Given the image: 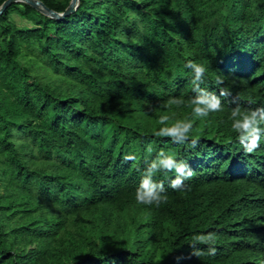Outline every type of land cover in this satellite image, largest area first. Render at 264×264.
<instances>
[{"label":"trees","instance_id":"obj_1","mask_svg":"<svg viewBox=\"0 0 264 264\" xmlns=\"http://www.w3.org/2000/svg\"><path fill=\"white\" fill-rule=\"evenodd\" d=\"M42 1L63 13L72 0ZM188 60L206 66L201 87L226 92L222 110L191 115ZM235 106H264V0H80L63 20L10 5L0 15V264H256L264 138L243 150ZM161 116L193 119L188 138L157 136ZM160 149L192 176L173 189L162 171L166 198L139 203L134 189ZM208 232L216 251L196 241L194 255V236Z\"/></svg>","mask_w":264,"mask_h":264},{"label":"clouds","instance_id":"obj_2","mask_svg":"<svg viewBox=\"0 0 264 264\" xmlns=\"http://www.w3.org/2000/svg\"><path fill=\"white\" fill-rule=\"evenodd\" d=\"M135 15V13H133ZM185 67L191 72L192 91L194 95L188 98L187 103L191 107V115L207 117L210 112L222 110L224 105L221 98L226 92L221 89L219 94L208 88L201 87L206 74V66L194 60L186 61ZM217 78V83H220ZM175 103L184 102L183 99H177ZM161 126L155 130L157 136H167L173 143H182L187 138L193 127V119H177L172 122L169 117L161 116ZM231 127L235 130L243 150L251 152L257 146V142L264 138V106H257L253 109H241L235 106L230 111ZM195 143V141H193ZM169 171L173 173L168 178L169 187L173 189L181 188L185 179L192 176V168L184 158H178L175 152L160 149L153 158L147 161L142 169V174L134 189L135 199L142 204H159L166 198L164 182L158 179L159 173ZM201 241L208 245L207 251L214 253L216 248V236L212 232L207 234H197L194 236L191 244L192 253L196 256L201 255V249L195 247V242ZM256 264H264V258H258Z\"/></svg>","mask_w":264,"mask_h":264},{"label":"water","instance_id":"obj_3","mask_svg":"<svg viewBox=\"0 0 264 264\" xmlns=\"http://www.w3.org/2000/svg\"><path fill=\"white\" fill-rule=\"evenodd\" d=\"M16 2H25L39 10L40 12L48 15L51 18L57 20H63L74 13L80 3V0H72L68 8L63 12H57L50 7H48L42 0H6L3 5L0 7V15L13 3Z\"/></svg>","mask_w":264,"mask_h":264}]
</instances>
